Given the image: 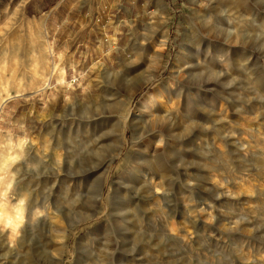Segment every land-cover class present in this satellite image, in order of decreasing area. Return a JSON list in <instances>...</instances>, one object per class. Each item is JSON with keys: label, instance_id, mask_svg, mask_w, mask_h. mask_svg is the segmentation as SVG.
Listing matches in <instances>:
<instances>
[{"label": "rangeland", "instance_id": "obj_1", "mask_svg": "<svg viewBox=\"0 0 264 264\" xmlns=\"http://www.w3.org/2000/svg\"><path fill=\"white\" fill-rule=\"evenodd\" d=\"M0 264H264V0H0Z\"/></svg>", "mask_w": 264, "mask_h": 264}, {"label": "bare ground", "instance_id": "obj_2", "mask_svg": "<svg viewBox=\"0 0 264 264\" xmlns=\"http://www.w3.org/2000/svg\"><path fill=\"white\" fill-rule=\"evenodd\" d=\"M49 80V79H48ZM45 86H49L48 83L45 84ZM32 213V208L26 207V211ZM24 211V209H23ZM22 215L16 210H13L11 214H8L5 218L6 225L8 226V229L13 236L20 228L19 225L21 224Z\"/></svg>", "mask_w": 264, "mask_h": 264}]
</instances>
